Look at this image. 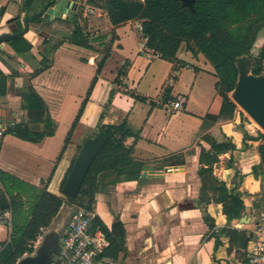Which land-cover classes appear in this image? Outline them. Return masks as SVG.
<instances>
[{
    "label": "crops",
    "instance_id": "0c3cea01",
    "mask_svg": "<svg viewBox=\"0 0 264 264\" xmlns=\"http://www.w3.org/2000/svg\"><path fill=\"white\" fill-rule=\"evenodd\" d=\"M43 1L22 6L0 0V35L22 29L25 14L40 10ZM94 14L103 17L105 31L95 35L101 38L91 47L70 41L73 25L65 20L71 14L29 23V34L21 39L30 43L25 56L9 41L0 43V70L6 75L36 71L31 82L53 123V133L38 141L7 133L8 125L29 119L19 95L22 77L14 80V91L8 84L10 92H0L3 205L13 194L23 201L45 190L62 196L61 183L84 139L99 125L125 118L133 134L127 138V143L133 141L132 151L118 171H103L96 179L92 210L110 241L100 258L106 264H245L258 239L253 230L264 206V175L257 152L261 140L244 132L255 136L262 129L243 125L238 112L233 119L222 114L201 132L216 92L211 64L182 48L173 61L150 58L141 51L140 20L111 25L104 10L96 7ZM43 40L55 45L51 54L41 47ZM163 94L184 95L183 108L168 112L157 105ZM31 127L41 130L42 124ZM226 139L235 147L213 144ZM221 183L228 193L241 195L244 206L237 218L229 219L223 211ZM72 209L63 202L45 237L59 233ZM9 239L6 225H0V248Z\"/></svg>",
    "mask_w": 264,
    "mask_h": 264
},
{
    "label": "trees",
    "instance_id": "16d2710c",
    "mask_svg": "<svg viewBox=\"0 0 264 264\" xmlns=\"http://www.w3.org/2000/svg\"><path fill=\"white\" fill-rule=\"evenodd\" d=\"M12 1L22 6H30L34 0ZM86 2L95 8L104 10L111 25H118L129 20H140L142 36L147 38V45L159 53L161 58L175 60L182 44L186 43L185 50L194 56L201 54L211 64L213 75L217 78L216 92L211 106L202 118L201 132L213 126L222 114H226L228 119H233L240 112L237 104L229 96L239 74L235 59L250 55L256 30L260 26L264 28V0H196L194 11L182 5L179 0H86ZM51 4L52 0L43 1L40 10L26 13V24L42 22L44 12ZM81 14L82 10L79 8L76 13L65 20L73 25L69 39L74 44L91 47V42L101 37L90 36L86 31V19H83L84 22L81 23ZM13 20L15 18L10 21ZM26 32L9 41L21 56L27 54L30 45V43L24 45L21 40L25 34H29V31ZM46 45L49 48H45ZM41 47L47 54L55 50V45L49 43L48 40H43ZM105 57L106 55L100 61L96 74L100 72ZM262 57L264 58V47ZM251 72L254 75L261 74L260 60H254ZM35 74L36 71L21 75L13 70L6 75L0 70L1 94L10 92L7 88L8 84L12 85L11 91H14V80L19 76L22 77L23 85L19 89V95L21 106L27 110L29 118L27 121L8 125L6 132L29 141H38L45 135L53 133V123L45 103L31 82ZM95 80L96 75L90 84L88 93ZM79 114L80 110L75 122ZM38 123L42 124L41 130L31 127L32 124ZM98 130H103L108 135V139L94 158L76 196L64 193L61 196L47 190L42 191L31 206L28 215L23 210L24 203L19 194H13L10 203L0 206L10 208L12 226L9 241L0 248V264H15L25 253H33L34 242L41 229L50 224L63 202L72 207L92 210L97 189V175L107 170L118 171L121 163L129 157L133 146V141L127 143V138L133 134L125 118L114 123L101 124ZM244 134L249 139L261 140L257 146V152L264 175V133L259 131L255 136L247 132ZM213 144L221 149L235 147L228 139L220 142L214 141ZM253 170L256 168L253 167ZM65 178L61 183V188ZM219 191V199L223 202V211L227 217L229 219L239 217L244 206L240 193H228L223 183L220 184ZM228 198L229 204L227 203ZM96 226H99L109 239L106 228L97 216L93 218L90 229Z\"/></svg>",
    "mask_w": 264,
    "mask_h": 264
},
{
    "label": "water",
    "instance_id": "95a60500",
    "mask_svg": "<svg viewBox=\"0 0 264 264\" xmlns=\"http://www.w3.org/2000/svg\"><path fill=\"white\" fill-rule=\"evenodd\" d=\"M182 5L194 11L196 0H179ZM73 11H71V8ZM76 0H52V4L46 9L43 16L46 18L66 17L78 11ZM29 29L26 24L22 29L4 33L0 35V43L10 41L20 37ZM247 55L235 59L239 70L238 79L231 92L232 100L238 104L251 118L259 125L264 132V79L261 76L248 73ZM108 139V135L103 130H98L95 134L87 136L81 144L79 151L68 171L62 193L69 196H76L80 186L87 174L94 158L100 152ZM5 203V198H0V205ZM58 237V234H55ZM57 239V238H56ZM57 244V242H55ZM42 245L36 248L33 254H27L18 259L15 264H48L55 246L41 251Z\"/></svg>",
    "mask_w": 264,
    "mask_h": 264
},
{
    "label": "built area",
    "instance_id": "2783aa9c",
    "mask_svg": "<svg viewBox=\"0 0 264 264\" xmlns=\"http://www.w3.org/2000/svg\"><path fill=\"white\" fill-rule=\"evenodd\" d=\"M76 2L82 10L81 23H83V19L94 13L96 8L87 4L86 0H76ZM137 29L141 32V24ZM141 51L150 58L160 57L159 53L147 45V38L144 36L141 40ZM185 101L184 95L171 97L163 94L156 100V104L168 112H175L183 108ZM3 131L4 127L0 128V135ZM94 217L93 210L73 206L66 223L58 233V246L49 260L50 264H106L100 256L109 246L110 241L99 226L90 229ZM2 224L11 225L10 208L0 207V225ZM253 232L258 239L255 246L249 250L245 264H264V206Z\"/></svg>",
    "mask_w": 264,
    "mask_h": 264
},
{
    "label": "rangeland",
    "instance_id": "374dc122",
    "mask_svg": "<svg viewBox=\"0 0 264 264\" xmlns=\"http://www.w3.org/2000/svg\"><path fill=\"white\" fill-rule=\"evenodd\" d=\"M86 19H87L86 31L90 34L91 37H95V35H101L102 32L105 31V28L103 26V17L102 16H96V14L93 13V14L89 15ZM90 23H93L92 26H89ZM186 47H187V44L183 43L181 48L186 49ZM263 47H264V28H262L260 26V27H258V29L255 32L254 40H253V46H252L250 55L246 56V57L248 59V66H249L248 67V73H252L251 70H252V65H253L254 60H257V61L260 60V63L262 65V72L258 76H261L264 79V58L262 57ZM229 96L232 99L231 92H230ZM237 108L241 112V118L240 119H241V123H242V121H244L242 123L243 125H245V122H248L253 127H255L257 129H261L259 127V125L251 118V116H249L238 104H237ZM30 192L33 193L32 191H30ZM36 195H37V193H36ZM36 198H37V196L32 197V199L23 201V203H24L23 204V208H24L23 210L25 211L26 215L29 214V212L31 210V206L35 203ZM56 221L57 220L53 221V219H52L51 223L47 227H44L41 229V231H40V233H39V235H38V237L34 243L35 245H37V247L42 243L45 235H47L48 233H51L53 231L54 226L56 225L55 224ZM5 225H6L8 231L10 232V235H11L12 226L10 224H5ZM35 250H36V247H35ZM35 250L33 251V253L35 252Z\"/></svg>",
    "mask_w": 264,
    "mask_h": 264
},
{
    "label": "flooded vegetation",
    "instance_id": "af4514ba",
    "mask_svg": "<svg viewBox=\"0 0 264 264\" xmlns=\"http://www.w3.org/2000/svg\"><path fill=\"white\" fill-rule=\"evenodd\" d=\"M45 239L42 241V243L38 246L40 247L42 245L41 251H46L50 248H52L55 245V238L56 236L53 234L52 236L44 237ZM37 247V248H38Z\"/></svg>",
    "mask_w": 264,
    "mask_h": 264
}]
</instances>
